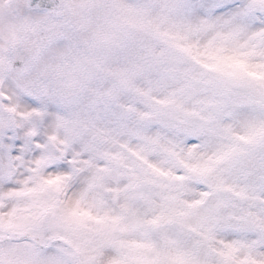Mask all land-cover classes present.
<instances>
[{"label":"snow or ice","instance_id":"6c2138e0","mask_svg":"<svg viewBox=\"0 0 264 264\" xmlns=\"http://www.w3.org/2000/svg\"><path fill=\"white\" fill-rule=\"evenodd\" d=\"M0 264H264V0H0Z\"/></svg>","mask_w":264,"mask_h":264}]
</instances>
